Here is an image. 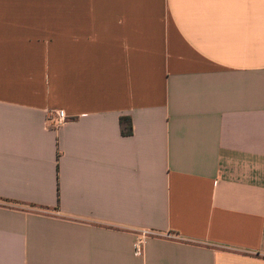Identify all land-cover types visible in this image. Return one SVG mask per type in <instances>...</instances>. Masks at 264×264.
<instances>
[{
  "label": "crops",
  "instance_id": "1",
  "mask_svg": "<svg viewBox=\"0 0 264 264\" xmlns=\"http://www.w3.org/2000/svg\"><path fill=\"white\" fill-rule=\"evenodd\" d=\"M0 264H264V0H0Z\"/></svg>",
  "mask_w": 264,
  "mask_h": 264
},
{
  "label": "built area",
  "instance_id": "2",
  "mask_svg": "<svg viewBox=\"0 0 264 264\" xmlns=\"http://www.w3.org/2000/svg\"><path fill=\"white\" fill-rule=\"evenodd\" d=\"M49 120L52 121L53 128H59L64 125L69 117L66 115L65 111L62 109L50 110L49 111ZM156 236V232L151 230H141L137 233L135 241L133 243L134 254L137 257L144 256L145 245L149 238Z\"/></svg>",
  "mask_w": 264,
  "mask_h": 264
},
{
  "label": "trees",
  "instance_id": "3",
  "mask_svg": "<svg viewBox=\"0 0 264 264\" xmlns=\"http://www.w3.org/2000/svg\"><path fill=\"white\" fill-rule=\"evenodd\" d=\"M121 125L124 134L131 135L133 133V126L130 118H121Z\"/></svg>",
  "mask_w": 264,
  "mask_h": 264
}]
</instances>
